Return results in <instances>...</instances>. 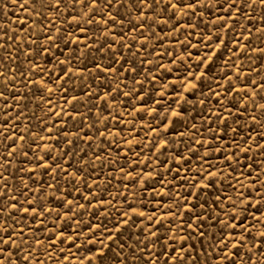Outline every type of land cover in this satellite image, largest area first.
<instances>
[{
	"label": "rangeland",
	"instance_id": "rangeland-1",
	"mask_svg": "<svg viewBox=\"0 0 264 264\" xmlns=\"http://www.w3.org/2000/svg\"><path fill=\"white\" fill-rule=\"evenodd\" d=\"M3 2L4 0H0V4ZM23 3L24 0H18L14 8L7 10L8 23H5V18L0 12V24L8 28L9 35L12 34L13 26H16L17 36L23 37L26 43L28 36L19 30L17 19V17L24 19L27 15L25 11L20 10V5ZM120 13H124L123 8L120 9ZM103 15L107 19L108 13ZM252 15L253 28H259L261 26L259 6ZM135 16L136 13L132 12L130 18L124 17L123 23L118 17L117 21L113 22L116 25L114 28L112 24L107 26L111 32L116 34L115 37L105 36L103 24L91 25L86 37H81L93 47L85 49L83 57L80 56L79 51L75 53L73 69L75 71L77 64L81 68L86 65L91 75L84 72L79 78L57 79L59 75H62L59 71L61 66L57 64V60L64 58L63 53L69 52L71 45L68 48H62V52L53 47L52 54L46 58V61L40 57L35 58V64L44 68L45 71L39 75L33 72L31 78L34 83L37 80L46 82L44 88H41L38 83L35 86L28 83L31 57L26 58L15 53L19 59L9 64L7 68L8 75H12L14 68L17 69L16 79L13 82L15 86L9 84L10 91L5 93L9 96L7 103L12 106L8 127L25 135L24 147L28 150L30 157L39 156L46 146H50L49 160L55 157L62 168H67L69 174V178L57 177L58 191L49 197L52 202L51 206L55 210L46 217L43 227L37 230L35 227L37 221L31 217H24L23 222L18 224H13L12 219H9L7 223L12 228L23 227L29 239L33 234L40 239H45L47 229H51L53 224L68 233L74 231L78 237L75 245L83 246L77 251L75 245H60L65 248L64 255H68L67 247H71L72 256L66 264H89L88 257L91 253L86 249L96 247L89 245L85 239V234H88L90 238L89 226L100 224L112 229L118 219L125 218L124 211L131 213L128 205H132L138 212L143 211L146 215L144 218L135 217L136 226L133 227L130 223L125 227L121 233V240L131 244L137 235L143 239L144 234L141 231L143 225L140 224V220L146 219L154 211L157 212L159 220V214L165 212L168 206H172V211L175 212L176 206L173 201L178 191L192 203V197L188 195V189L192 187L187 182L189 177L194 173H199L202 168L207 169L209 165H214L216 168L223 167L220 160L226 159L224 153L235 148L232 144L233 139L240 144L242 137H247L248 139L243 140L245 148L252 143L251 137H256L257 143L264 144V140L259 139L261 135H264V128L253 124L245 115L237 114L236 108L230 103L234 93L223 96L224 90L229 87L227 76L233 77L231 82L233 88L244 83L245 74L250 68L248 83L251 80L264 79V53L245 51L244 56L237 59L227 50L233 47L229 43L217 56L204 79L196 81L195 77L189 78L188 73L199 74L204 70L202 64L198 69L195 67L197 54L203 57L206 52L203 44L207 41V36L205 35L202 40L200 37L205 32L216 31L207 13L204 17H184L178 22L173 19L167 24L144 21L145 24H152V28L141 31L138 27L134 33L129 19L135 23ZM162 18L166 19V16ZM173 24L181 30L175 31ZM190 24L197 26L189 28ZM56 27H60L59 21L56 22ZM33 28L35 31L39 25H33ZM52 33H55V28L52 29ZM188 33L191 35L188 36ZM2 34L0 32V35ZM134 35L135 40L132 41L131 46H123L128 45ZM220 35L223 37L224 32L220 31ZM257 35L254 34L251 40L253 49L264 48V39H257ZM229 37L234 38L232 33H229ZM235 38L244 43L243 37ZM141 40L145 41L144 47L143 50L138 51ZM109 44L112 45L111 51L108 50ZM165 52L169 55H164ZM238 52L239 48H237ZM113 60L120 61L112 64L113 68L118 69L117 72H111V70L97 72L93 68L95 63L107 65ZM129 62L135 66V72L129 68ZM233 65H242L239 81L235 79L237 68ZM257 72L259 75L256 74ZM2 79L3 77H0V80ZM189 79L196 83L197 87L186 91ZM136 81H141V83L137 84ZM59 85L62 87H58ZM49 87L56 89L51 96L47 93ZM117 88L119 91H114ZM89 92L94 94L88 95ZM105 93L109 95L102 100L101 97H104ZM124 93H129V95L125 96ZM256 93L255 100L250 99L253 92L249 89L247 97L242 100V103L246 105L244 111L247 114H255L259 111L260 97L264 96V91L257 86ZM13 96L16 97L15 101L12 99ZM73 97H76L75 101H72ZM221 97L225 102L223 106L220 103ZM49 101L52 102L54 112L46 115ZM253 104L256 105L255 108ZM62 109L65 114L57 118L55 112H60ZM153 109L155 111H152ZM172 109L180 111L179 118L173 120ZM229 109L232 115L227 120L228 127H225L216 120V114L219 113L220 119L223 120L229 115ZM4 112L5 105L0 100V124L3 123ZM105 116L108 117L107 120L104 119ZM51 121L55 123H50ZM48 127L52 128L51 136L54 139L45 135ZM40 129L44 131L40 132ZM97 129L104 132L103 137L99 136ZM232 129L236 131L233 132ZM0 131L3 129L0 128ZM57 133H59L58 136ZM37 134L44 136V142L40 144L39 149H37V142L32 139ZM217 137H223V139L216 143ZM162 140H167L168 144L160 149L159 145ZM68 141H73V143L69 144ZM197 141H202L203 146ZM20 143V140L16 139L17 146ZM210 143H216L217 148L223 146L222 151L216 152L213 149L206 153ZM2 148L3 145L0 144V151ZM97 156L100 159H96ZM181 157L183 159L178 165L176 161ZM0 163L3 161L0 160ZM249 163L253 164V169H264V152H261L255 145L252 151L247 153V159L242 158V167L245 172L249 170ZM13 165L23 167L25 170L33 167L21 152L17 153ZM8 167L9 172L16 177L12 179L10 175V185L20 187L22 183H29V190L32 194L29 199L36 195L37 184L46 196L52 191L44 187L46 184H51L52 180L49 175H42L40 169L31 174L32 179L37 182L33 184L27 180L25 173L18 172L17 168L12 165ZM235 168L232 176L228 175L230 169L224 168L223 175L215 178L214 187L201 192L197 198V213H200L199 203L207 202L204 213H200L205 216V222L200 227L207 233V236L206 240L198 241L197 234L193 239L185 242V247L187 248L190 244L195 245L194 254L200 257L201 264L205 257L201 252L200 243H204L203 251L207 252L208 245L214 238V230L208 226L207 222V213L211 212L215 215V205L212 201L219 193L227 202L228 194L235 195L231 186H235L237 190L240 189L233 177L239 178L241 165H236ZM74 170L80 172V180L70 179ZM48 172L51 173V169ZM145 174H150L151 179L146 184H142ZM256 174L253 170L252 175ZM130 176L132 179L129 178ZM260 179L264 180V176ZM245 183L247 184V181ZM89 186L94 194L92 196H89ZM195 191L196 189L192 187V192ZM9 192L15 194L12 189H9ZM65 196L66 198L62 199ZM83 197H88V200ZM68 200H72L70 211L65 210ZM41 203L45 207L48 206L43 199ZM80 204L85 207H78ZM57 211L59 219H56ZM189 215L192 214L189 213ZM14 219L19 222L20 214L16 213ZM3 223L4 220L0 217V224ZM28 226H33V233L27 232ZM167 227L168 224L165 222L163 228ZM168 234H172L171 230ZM97 236L100 237V231H97ZM33 247H35L34 242ZM245 251L246 248L239 249L240 255L243 256ZM52 255L54 261H49L42 253L39 259L45 264H60L58 253L53 252ZM92 264H97V262L93 260Z\"/></svg>",
	"mask_w": 264,
	"mask_h": 264
},
{
	"label": "snow or ice",
	"instance_id": "snow-or-ice-1",
	"mask_svg": "<svg viewBox=\"0 0 264 264\" xmlns=\"http://www.w3.org/2000/svg\"><path fill=\"white\" fill-rule=\"evenodd\" d=\"M17 3L18 0H4L0 4V12L5 18V23H8L7 10L14 8ZM257 6L260 9L261 26L254 29L252 14L255 13ZM122 8L124 9L123 14L120 13ZM20 10L27 13L24 19L17 17L19 30L28 36L26 43L23 37L17 36L16 26H13L12 34L9 35L8 28L0 24V32L3 33L0 35V53H2L0 55V77H3L0 80V100L5 105L4 120L0 124V128L3 129V131H0V144L3 145L2 151H0V160L3 161V163H0V217L4 220V223L0 224V264H30V262L31 264H45L44 261L39 259V255L42 253L49 261H54L53 252L58 253L60 264H66L69 257L72 256L71 247H67L68 255H64L65 248L60 247V245H75V240L78 237L74 231L68 233L63 228L53 224L51 229H47L45 239H40L35 234L29 239L23 227L12 228L7 223L9 219H12L13 224H18L23 222L24 217H31L34 221H37L35 227L39 230L45 225L46 217L55 210L51 206L52 202L49 197L52 193L58 191L57 177L69 178L67 168H62L55 157L49 160L50 146H46L39 156L30 157L28 150L24 147L25 135L8 127L12 106L7 103L9 96L5 93L10 91L9 84H13V87L15 86L13 82L16 79L17 69L14 68L12 75H8L7 68L9 64L19 59V56L15 55V53H19L26 58L31 57L29 61L31 66L28 69L30 74L28 83L33 84V86L38 83L41 88H44L46 82L37 80L34 83L31 76L33 72L37 75L44 73V68L35 64V58L40 57L46 61V58L52 54L53 47L62 52V48H68L69 45L72 46L69 52L63 53V59L57 60V64L61 66L59 71L62 74L57 79L79 78L84 72H88L91 75V71L87 69L86 65L81 68L77 64L75 71L73 69L75 53L79 51L80 56L83 57L85 49L93 47V45L87 44L85 39H81V37H86L91 25L103 24L105 36L112 35L115 37L116 34L111 32L107 26L112 24L114 28L116 25L113 22L117 21L118 17L120 22L123 23L124 17L130 18L132 12L136 13L135 23H132L131 19H129V23L132 24L134 33L138 27L141 31L152 28V24H145L144 21L167 24L173 19L178 22L184 17H204L205 13H207L216 31L205 32L200 37L202 40L205 35L207 36V41L203 44L206 52L203 57L197 54L195 67L198 69L202 64L204 70L199 72V74L195 72L188 73L189 78L195 77L196 81H201L210 72L217 56L229 43L233 47L227 50L235 55L237 59L244 56L245 51L264 53V48L253 49L251 45L254 34H258L257 39H264V0H24V3L20 5ZM104 13H108L107 19L104 18ZM165 16L166 19H163L162 17ZM57 21H59L60 27H56ZM33 25H39V28L34 31ZM196 26L188 25L189 28ZM172 27L177 32L181 30L175 24ZM53 28H55L54 34L52 33ZM220 31L224 32L223 37H221ZM229 33H232L234 38H230ZM41 34H43L42 42ZM190 35L191 33H188V36ZM235 37H243L244 43H241ZM134 40L135 35L128 45L123 46L130 47ZM144 42V40H141L138 51L143 50ZM117 43H120V41H117ZM13 45L15 46L14 49ZM237 48H239L238 53ZM24 49H27V51H24ZM108 50H112L111 44L108 45ZM42 53L43 55H41ZM164 55H169V53L165 52ZM119 62L118 60H113L107 65L95 63L93 68L97 72H108L109 70L117 72L118 69L113 68L112 64ZM141 64H143V61H141ZM157 67H160V65H157ZM233 67L237 68L235 79L239 81L241 79L239 73L242 65H233ZM129 68L133 72L136 71L135 66L131 62H129ZM168 71H171V69H168ZM250 73L251 68L245 74L244 83L235 88L231 86L233 77L227 76L229 87L224 90L223 96L234 93L230 103L232 107L236 108L237 114L245 115L253 124L264 128V96L260 97L258 112L247 114L244 111L246 105L242 103V100L247 97L248 90L251 89L253 92V96L250 98L252 100H255L257 95V86L264 91V79L261 81L251 80L248 83ZM256 74L259 75V72ZM136 83L139 84L141 81H136ZM58 87H62V85ZM196 87L197 84L189 79V86L186 91ZM55 90L52 87L47 88L48 95L51 96ZM114 91H119V88L114 89ZM241 93H243V96H241ZM93 94L92 92L88 93V95ZM108 95V93H105V96L101 97V99L107 98ZM124 95L127 96L129 93H124ZM217 95L220 96L219 93ZM12 99L15 101L16 97L13 96ZM75 100L76 97H73L72 101ZM72 101H68V103H72ZM220 103L222 106L224 105L223 97L220 98ZM255 107L256 105L253 104V108ZM152 111H155V109ZM228 111L229 115L225 116L223 120L220 119L219 113L216 114V120L220 121V124L225 127H228L227 120L232 115L231 110L229 109ZM53 112L52 102L49 101L46 115H50ZM64 114L63 109L60 112H55L57 118ZM171 115L174 120L179 118L181 113L176 109H172ZM104 119L107 120L108 117L105 116ZM50 123H55V121ZM25 131L28 130L25 129ZM43 131L44 129H40V132ZM232 131L235 132L236 130L232 129ZM97 132H99L100 137L104 136L103 131L97 129ZM51 133L52 128L48 127L45 135L50 139H54ZM58 135L59 133H57ZM16 139L21 142L19 146L16 144ZM32 139L37 142V149L44 142V136L39 134ZM89 139L91 140V137ZM222 139L223 137H217L216 143H219ZM245 139L248 138L242 137L240 144H237L235 139L232 140L235 148L229 149L228 152L224 153L226 159L220 160V164L223 167L216 168L214 165H209L207 169L202 168L199 173H194L189 177L187 182L196 189L195 192H192V187L188 189V195L193 200L192 203L178 191L175 194L176 199L173 201L176 206L175 212L172 211V206H168L165 210L167 214L161 212L159 220L155 211L148 215L146 219H141L143 239L137 235L131 244L121 240L123 229L129 226L130 223L135 227L134 218L137 216L144 218L146 215L143 211L138 212L132 205H128L131 213L124 211L123 216L125 218L118 219L112 229L100 224L89 226L90 238L88 234H85V239L89 245L96 246L95 249L92 247L86 249L91 253V256L88 257L89 264H92L93 260L97 264H186V262L187 264H201L200 257L194 254L195 245L190 244L187 248L185 247V242L193 239L197 234L198 241L206 240L207 236V233L201 230L200 227L205 222V216L200 213H204L207 202L199 203L200 213H197V198L201 192L214 187L215 178L223 175L224 168L230 169L228 175L232 176V173L236 170V165H241V171L239 178L233 177V179L236 184H239L240 189L237 190L235 186H231L235 195L228 194L227 202H225L224 197L217 193L212 201L215 205V215L211 212L207 213L208 226L213 228L214 238L212 243L208 245L207 252L203 251L204 243H200L201 252L205 257L203 264H264V180L260 179L261 176H264V169H253L252 163L248 164L249 170L247 172L242 167V158L247 159V153L252 151L253 145L259 148L261 152H264V144L257 143V138L251 137L252 143L245 148L243 147V140ZM259 139L264 140V135H261ZM9 141L11 142L10 144L8 143ZM68 143L72 144L73 141H68ZM197 143L203 146L202 141H197ZM216 143H210L206 153L211 152L213 149L216 152H221L223 146L217 148ZM167 144V140H162L159 148L163 149ZM9 148H11V151H9ZM18 152H21L24 158L31 162L33 167L25 170L23 167L13 165V160ZM96 159H100V157L97 156ZM181 159L183 157L176 161L178 165ZM9 165L16 167L18 172L25 173L27 180L33 184H37V182L32 179L31 174L40 169L42 175H49L52 180L51 184L44 185V187L52 191L46 196L43 194V189L37 184L36 195L29 199V196L32 195L29 190V183H22L20 187H14L9 184L10 175L12 179H16L9 172ZM49 169H51V173L48 172ZM253 170L257 173L255 176L252 175ZM129 178L132 179L131 176ZM70 179L80 180V172L74 170ZM150 179L151 175L145 174L142 184H146ZM245 181H247V184ZM9 189H12L15 194H10ZM92 195L94 194L89 186V196ZM63 198H66V196ZM42 199L47 203V207L41 203ZM83 199L88 200V197H83ZM71 204L72 200H68L65 210L70 211ZM78 207L84 208L85 205L80 204ZM16 213L20 214L19 222L14 219ZM189 213L192 215H189ZM37 217H39L38 220ZM56 219H59L58 211ZM66 219H70V217H66ZM165 222L168 224L167 228H163ZM170 230L172 232L171 235L168 234ZM97 231H100V237L97 236ZM27 232L33 233V226H28ZM33 242L35 247H33ZM75 246L77 251H79L83 245ZM241 248H246L243 256L239 252ZM109 254H111L110 257Z\"/></svg>",
	"mask_w": 264,
	"mask_h": 264
}]
</instances>
